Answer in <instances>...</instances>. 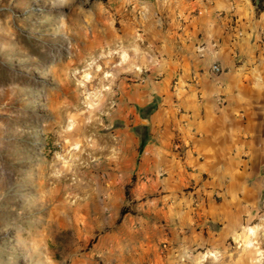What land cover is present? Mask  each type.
Wrapping results in <instances>:
<instances>
[{"label": "rangeland", "instance_id": "obj_1", "mask_svg": "<svg viewBox=\"0 0 264 264\" xmlns=\"http://www.w3.org/2000/svg\"><path fill=\"white\" fill-rule=\"evenodd\" d=\"M80 3L0 0V59L9 56L6 35L15 33L32 52L25 66H38L18 104H0V234L18 227L22 210L31 230L49 242L71 233L75 264L97 258L102 264H264V228L257 222L254 233L244 230L222 253L199 247V254L167 258L159 193H149L139 167L142 140L148 141L144 120L161 102L155 88L166 6L105 0L89 12ZM69 8L66 29L60 16ZM14 77L9 71L3 79Z\"/></svg>", "mask_w": 264, "mask_h": 264}, {"label": "crops", "instance_id": "obj_2", "mask_svg": "<svg viewBox=\"0 0 264 264\" xmlns=\"http://www.w3.org/2000/svg\"><path fill=\"white\" fill-rule=\"evenodd\" d=\"M258 2L159 0L166 6L162 79L155 88L161 102L144 120L148 141L139 167L149 193H159V220L165 221L159 240L168 244L167 258L199 247L222 253L230 240L255 229L254 222L264 228L258 199L264 184L255 183L264 161V11ZM214 65L223 72L214 74Z\"/></svg>", "mask_w": 264, "mask_h": 264}, {"label": "clouds", "instance_id": "obj_3", "mask_svg": "<svg viewBox=\"0 0 264 264\" xmlns=\"http://www.w3.org/2000/svg\"><path fill=\"white\" fill-rule=\"evenodd\" d=\"M104 2L105 0H83V4L88 6L87 10L89 12H92L93 6L98 9ZM108 2L111 3V0H108ZM63 3L71 4L76 8L82 7L80 0H63ZM70 12L71 8L65 10L60 16L61 25L66 29L69 27ZM86 19L87 16L84 17V20ZM4 48L9 53V56L7 59H0V104L7 105L11 103L15 106L19 102L18 93H24L31 87V81L28 80V77L33 76V74L38 75V66H25L26 58L32 55V52L23 41L17 39L15 33L10 36L6 35ZM33 59L35 60L34 56ZM9 71L14 73L15 77L8 80L3 79V76ZM86 100L87 96H84V100L80 101V103L83 104ZM88 107H91V105ZM87 110L88 108H85V111ZM102 127H104L105 132H109L116 125H105ZM67 131H71V129H66ZM78 132L79 129H77V132H73L72 135L76 136ZM73 143H75V140H73ZM81 155L83 154L81 153ZM73 156L77 160L80 159V156L75 151L73 152ZM83 162L81 160V163ZM262 165H264V161H260L255 169L256 184H264V170H262ZM258 199L261 201V206L264 207V193ZM18 218L21 223L17 228L5 230L4 233L0 234V264H8L9 260H12L13 264H75L78 255L73 246L70 232L61 233L55 236L52 242H49L43 236L31 230V226L28 225L22 210L18 213ZM261 238L264 239V234H262ZM5 240H8L7 245L4 244ZM195 251L199 254L201 250L197 249ZM202 251L207 252L208 250L204 249ZM97 264H102L100 258H97Z\"/></svg>", "mask_w": 264, "mask_h": 264}, {"label": "built area", "instance_id": "obj_4", "mask_svg": "<svg viewBox=\"0 0 264 264\" xmlns=\"http://www.w3.org/2000/svg\"><path fill=\"white\" fill-rule=\"evenodd\" d=\"M236 23H237V21L234 19V20H233V25L236 26ZM212 72H213L214 74H221V73L223 72V69H222L220 66H218V65H214V66L212 67ZM180 111H181V110H180Z\"/></svg>", "mask_w": 264, "mask_h": 264}, {"label": "trees", "instance_id": "obj_5", "mask_svg": "<svg viewBox=\"0 0 264 264\" xmlns=\"http://www.w3.org/2000/svg\"><path fill=\"white\" fill-rule=\"evenodd\" d=\"M262 3H264V0H259V2H258V8H260V9H262V11H264V7H263V8L260 7V5H261ZM145 145H146V140L143 139V140H142L141 147L143 148ZM125 214H126V212L124 211V212H123V215H125Z\"/></svg>", "mask_w": 264, "mask_h": 264}, {"label": "bare ground", "instance_id": "obj_6", "mask_svg": "<svg viewBox=\"0 0 264 264\" xmlns=\"http://www.w3.org/2000/svg\"><path fill=\"white\" fill-rule=\"evenodd\" d=\"M251 233H254V231L251 229ZM252 244V243H251Z\"/></svg>", "mask_w": 264, "mask_h": 264}]
</instances>
